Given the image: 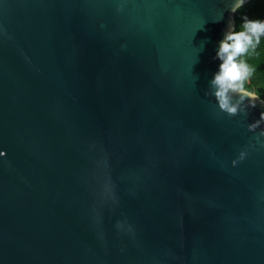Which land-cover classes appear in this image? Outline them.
<instances>
[{"label":"water","instance_id":"water-1","mask_svg":"<svg viewBox=\"0 0 264 264\" xmlns=\"http://www.w3.org/2000/svg\"><path fill=\"white\" fill-rule=\"evenodd\" d=\"M234 2L0 0V264H264V103L209 85Z\"/></svg>","mask_w":264,"mask_h":264},{"label":"clouds","instance_id":"clouds-1","mask_svg":"<svg viewBox=\"0 0 264 264\" xmlns=\"http://www.w3.org/2000/svg\"><path fill=\"white\" fill-rule=\"evenodd\" d=\"M245 2L235 0L229 12L239 11ZM253 57L264 62V18L242 16L239 24L229 21L217 43L213 58L219 63L209 81L218 107L228 114H235L245 100L249 108L256 107L257 102L264 103L261 99L264 83L260 90L253 84L256 75V64L250 62ZM260 120H264V111L260 112ZM257 123L253 122L254 125Z\"/></svg>","mask_w":264,"mask_h":264},{"label":"trees","instance_id":"trees-1","mask_svg":"<svg viewBox=\"0 0 264 264\" xmlns=\"http://www.w3.org/2000/svg\"><path fill=\"white\" fill-rule=\"evenodd\" d=\"M247 16L252 19L264 18V0H250L247 4L235 12L234 22L239 24L241 17ZM259 57L251 58L250 62L256 64V75L254 76L253 84L260 90V85L264 83V62H259ZM261 99L264 100V91H261Z\"/></svg>","mask_w":264,"mask_h":264}]
</instances>
